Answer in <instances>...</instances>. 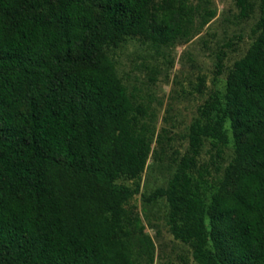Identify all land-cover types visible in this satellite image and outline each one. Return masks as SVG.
<instances>
[{
  "label": "trees",
  "instance_id": "1",
  "mask_svg": "<svg viewBox=\"0 0 264 264\" xmlns=\"http://www.w3.org/2000/svg\"><path fill=\"white\" fill-rule=\"evenodd\" d=\"M234 3L239 20L258 8L253 41L164 165L166 131L107 50L189 41L216 17L213 0H0V264L152 260L130 204L150 158L167 178L142 201L163 206L196 264H264V0ZM226 58L216 53L214 84ZM207 145L215 176L200 165Z\"/></svg>",
  "mask_w": 264,
  "mask_h": 264
},
{
  "label": "rangeland",
  "instance_id": "2",
  "mask_svg": "<svg viewBox=\"0 0 264 264\" xmlns=\"http://www.w3.org/2000/svg\"><path fill=\"white\" fill-rule=\"evenodd\" d=\"M213 3L216 17L189 41L180 40L171 48H155L138 40H128L124 45L107 50L128 90L138 101L150 104L153 109L156 136L162 130L166 131L164 165L175 158V153L186 151L185 135L198 116V107L211 91L223 90L226 71L246 54L253 41L252 28L259 17L258 8L251 18L239 20L234 0H213ZM221 49L227 53L226 70L214 84L215 56ZM213 153L207 145L199 161L202 166L209 165L215 176L216 169L211 166ZM231 158L232 148L228 146L220 167L227 165ZM166 178L164 167L156 166L150 158L142 176L140 194L130 203L153 245L150 249L152 260L142 253L137 257L138 263L196 264L189 249L169 233L163 206H146L142 201V194L165 186Z\"/></svg>",
  "mask_w": 264,
  "mask_h": 264
}]
</instances>
